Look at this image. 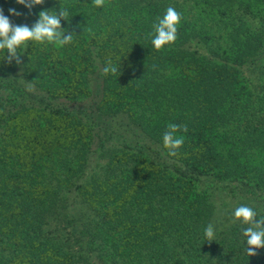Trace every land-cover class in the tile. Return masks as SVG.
Listing matches in <instances>:
<instances>
[{"label":"trees","instance_id":"16d2710c","mask_svg":"<svg viewBox=\"0 0 264 264\" xmlns=\"http://www.w3.org/2000/svg\"><path fill=\"white\" fill-rule=\"evenodd\" d=\"M60 4L71 43L0 50V264H264L233 222L264 216V0H0L29 27ZM169 123L188 128L177 156Z\"/></svg>","mask_w":264,"mask_h":264},{"label":"clouds","instance_id":"9594fccd","mask_svg":"<svg viewBox=\"0 0 264 264\" xmlns=\"http://www.w3.org/2000/svg\"><path fill=\"white\" fill-rule=\"evenodd\" d=\"M17 4L23 5L29 10L35 5H42L45 0H16ZM95 7L102 8L105 6V0H92ZM9 13L15 16L21 15L16 9H9ZM61 19L71 22L69 10L60 4L59 13L54 10H42L38 13V20L31 26L15 25L8 16L4 15L3 9L0 8V50H6L8 54L6 59L9 63L13 59L20 63L21 53L18 49L28 48V42H37L40 44H54L57 47H63L73 41V33L65 35V29L61 26ZM182 16L174 7L169 6L162 18H157L153 25L151 43L155 50L160 51L166 45L175 43L177 39L178 26ZM118 72V67L113 65L109 60L103 68V75ZM187 132L186 125L169 123L167 130L163 134V145L168 149L170 156H177L178 149L184 144V136L177 135L179 132ZM240 221L247 225L244 228L243 236L246 237V254L248 257L256 256L257 250L264 248V216L257 219V212L249 206L241 205L233 212V222ZM204 236L208 242L214 241V226L209 223L204 230Z\"/></svg>","mask_w":264,"mask_h":264},{"label":"rangeland","instance_id":"374dc122","mask_svg":"<svg viewBox=\"0 0 264 264\" xmlns=\"http://www.w3.org/2000/svg\"><path fill=\"white\" fill-rule=\"evenodd\" d=\"M117 128H118V130L121 131L123 134H125V135H128V134H129V133H128V128H127L126 126H124V125H118V124H117Z\"/></svg>","mask_w":264,"mask_h":264}]
</instances>
